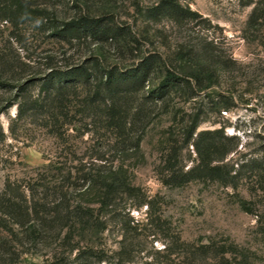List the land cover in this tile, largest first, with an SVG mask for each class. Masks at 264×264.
I'll return each mask as SVG.
<instances>
[{
	"label": "rangeland",
	"instance_id": "obj_1",
	"mask_svg": "<svg viewBox=\"0 0 264 264\" xmlns=\"http://www.w3.org/2000/svg\"><path fill=\"white\" fill-rule=\"evenodd\" d=\"M160 1L81 0L78 5L94 14L112 15L138 42L131 46L141 52L134 54L105 45L103 52L111 64L128 67L133 56L148 53L174 62L183 47L213 53L228 68L219 72L214 85L192 98L174 97L168 106L152 108L139 149L132 147L140 135L136 130L120 144L109 131L75 123L68 139L78 149L80 163L66 158L59 141L35 126L21 128L11 138L8 124L16 109L2 114L6 138L0 143V195L10 184L22 210L36 204L43 208L45 201L63 195L72 205L93 200V196L80 197L74 189L82 184L75 167L96 173L119 169L135 191L116 198L103 233L70 240L66 230L58 235L52 228L40 238L36 222L23 229L10 224L7 230L0 227V264H76L79 253L90 246L104 260L92 264H239L244 260L264 264V171L257 169L264 164V0H171L192 17L182 23L166 17L148 20L146 12ZM33 2L63 21L76 11L73 0ZM93 49L86 42L52 37L39 21L17 26L0 21V50L35 70L46 58L61 64ZM181 65L189 75L184 62ZM195 116L200 123L196 133L221 130L236 138V150L223 162L236 173L231 185L206 179L178 187L164 185L170 166L186 172L198 163L194 147L186 143ZM54 167L63 168V173L53 171ZM204 246L236 252L222 259Z\"/></svg>",
	"mask_w": 264,
	"mask_h": 264
},
{
	"label": "trees",
	"instance_id": "obj_2",
	"mask_svg": "<svg viewBox=\"0 0 264 264\" xmlns=\"http://www.w3.org/2000/svg\"><path fill=\"white\" fill-rule=\"evenodd\" d=\"M53 1L62 3L64 0ZM78 3L81 0H73L76 11L71 18L63 21L50 17L33 0H0V21L16 26L20 22L39 21L52 37L68 43L86 42L94 47L87 55L76 60H63L61 64H53L46 58L43 64L36 66L37 70L19 57L0 50V116L13 107L16 109L8 124L11 138L15 139L21 128L35 126L59 141L66 158L70 157L71 162L77 159L80 163L78 149L70 145L68 139L72 137L68 133L70 129L79 123L85 128L90 125L111 132L120 144L129 141L128 132L134 133L136 130L140 135L132 147L139 149L150 125L152 108L158 105L166 107L174 97L189 95L188 98H192L214 85L219 72L228 68L227 63L213 53L208 55L194 49L183 50V47L177 52L178 58L174 62L148 53L133 56V63L128 67L111 64L109 56L103 52L105 45L115 46L119 53L129 51L134 54L135 51L141 52V48L131 46L138 42L133 40L128 28L116 24L112 15L91 13ZM160 17L182 23L191 18L192 13L183 10L174 1L162 0L146 12L148 20ZM183 62L189 69V75L184 73ZM199 125V116L192 118L186 140L195 149L197 165L186 172L170 166L163 180L164 185L178 187L202 179L224 185H231L234 181L236 173L233 174V170L223 162L236 150V138L226 136L221 130L196 133ZM5 138L0 124V143ZM52 169L60 174L64 171L63 168ZM74 169L79 175L77 180L82 182L74 189L80 191V197L93 196V200L72 205L63 195L57 201H45L43 208L36 204L33 208L27 206L22 210L15 189L7 184L0 195V227L7 230L10 224L23 229L36 222L40 238L52 228L58 235L66 230L70 240L90 232L103 233L109 209L116 198L125 193L131 195L135 188L122 178L119 169L97 173L92 169ZM257 169L264 171V164ZM62 189L60 187V191ZM204 249L217 251L210 246H204ZM219 249L216 255L222 259H225L224 255H234L236 252L223 247ZM7 252L10 255V251ZM93 260L95 262H91ZM103 261L90 246L79 253L76 264ZM245 262L239 264H247Z\"/></svg>",
	"mask_w": 264,
	"mask_h": 264
}]
</instances>
